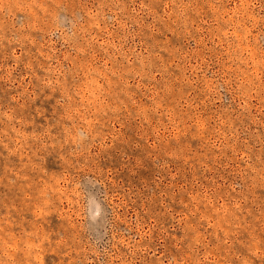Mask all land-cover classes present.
Returning a JSON list of instances; mask_svg holds the SVG:
<instances>
[{
	"label": "rangeland",
	"instance_id": "374dc122",
	"mask_svg": "<svg viewBox=\"0 0 264 264\" xmlns=\"http://www.w3.org/2000/svg\"><path fill=\"white\" fill-rule=\"evenodd\" d=\"M0 264H264V0H0Z\"/></svg>",
	"mask_w": 264,
	"mask_h": 264
}]
</instances>
